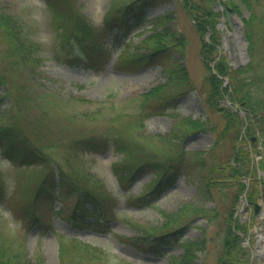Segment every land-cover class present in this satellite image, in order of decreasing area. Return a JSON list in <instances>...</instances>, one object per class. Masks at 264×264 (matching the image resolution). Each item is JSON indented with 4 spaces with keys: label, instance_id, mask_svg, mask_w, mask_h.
Masks as SVG:
<instances>
[{
    "label": "rangeland",
    "instance_id": "1",
    "mask_svg": "<svg viewBox=\"0 0 264 264\" xmlns=\"http://www.w3.org/2000/svg\"><path fill=\"white\" fill-rule=\"evenodd\" d=\"M149 1L125 13L124 27L117 29L122 9L133 0H0V14L9 13L10 23L19 25L40 56L32 59L35 52L29 48L13 51L0 21V76L5 79L0 84V129L14 125L13 143H22L23 130L51 157L49 162L36 158L25 166L4 157L0 141V186L5 189L0 199V246L13 245L24 263L60 264V238L74 237L129 264H225L228 251L234 250L232 221L239 220L246 227L245 241L235 248L239 255L233 264H264V118L230 96L234 74L264 76V39L257 40L256 54L249 57V35L242 24L251 17V9L244 0ZM222 4L234 8L244 38L236 33L226 36L225 47L222 36L230 29ZM109 10H116V17L106 26ZM76 12L104 37L105 51L68 63L66 44L64 56L57 59L54 42L57 33L74 24ZM259 23L264 27V20ZM242 41L244 58L234 64L229 47ZM154 51H159L154 58L137 61L139 65L115 63L117 57ZM227 114L241 118L236 140ZM81 139L91 142L78 143ZM115 140L130 146L131 154L129 147L118 152ZM125 159L133 163L119 179L113 166ZM167 168L171 177L159 185ZM50 171L60 195L51 207L39 198L43 221L27 223L24 203ZM84 189L89 194L79 198L90 206V217L74 225L67 210ZM253 200L263 208L258 215L252 210ZM93 205L104 208L105 220L96 221L101 212ZM167 215L176 217L166 226ZM160 230L179 235L154 245L158 236L151 231ZM138 236H149L148 246L154 250L126 241ZM84 251L71 246L73 256L67 260L107 264L101 255Z\"/></svg>",
    "mask_w": 264,
    "mask_h": 264
},
{
    "label": "trees",
    "instance_id": "2",
    "mask_svg": "<svg viewBox=\"0 0 264 264\" xmlns=\"http://www.w3.org/2000/svg\"><path fill=\"white\" fill-rule=\"evenodd\" d=\"M245 4H247V7L251 9V17L246 19H243V24L244 26L247 27V32L249 35V54L254 58L256 54V45H257V40L264 39V27H258L257 24H260L259 22L261 20H264V1L262 3H259L260 0H244ZM139 3V5L142 4H149V0H136L133 3H130L126 5L124 8L123 14H120L119 16V24L121 25V22L124 21V16L125 13L131 12ZM235 7V6H234ZM236 8V7H235ZM237 9V8H236ZM72 10L69 12L71 13ZM112 10H109L107 17H106V22L105 25L109 26L112 22V20L116 17L115 11L110 14ZM68 12L64 10V13L62 16H66ZM77 13V12H76ZM207 16L210 15V11L206 12ZM260 14V20L257 21L256 17L257 15ZM74 17V24L68 28L67 31L63 33V30L61 33L59 32V35L57 33V37L54 42V57L57 59H60V57L64 56L63 50L65 49V44L67 48V53L69 54L66 59L68 63H73L74 60H78L83 56H86L88 58H92L93 56H101L100 52L103 51L102 47V42H101V34L98 32L95 27L86 21L82 20V18L77 14L73 13ZM9 13H7V16L5 17L2 13L0 14V21L5 24L6 26V34H8V38L11 40L13 43V51H17L19 49H27L29 48L28 52H35V57L32 59L38 60L39 55L37 51L36 44H34L31 40L23 38V36L20 33V27L19 25L14 22L10 23V19L8 18ZM73 20V19H70ZM67 29V28H65ZM64 37H60L63 36ZM151 37V35H149ZM60 37V38H59ZM154 38V37H153ZM163 49L165 46L162 47ZM161 48V50H162ZM76 51L74 54L72 53L73 50ZM159 51H154L151 53H146V54H139L137 56H129L128 58L123 57V58H118L117 59V64L121 67H123L126 63L131 62L133 65H139L136 64L137 61H147L150 58H154L156 55H152L153 53H156ZM11 53L12 50H11ZM74 55V56H73ZM126 58V59H125ZM62 59V61H64ZM61 61V62H62ZM65 62V61H64ZM224 69V68H222ZM255 67L250 68L249 71H254ZM246 74V76L242 79L238 78L237 76L240 74ZM248 72L244 71L239 74H234L235 78L233 79V83L231 88L233 87V93H230L231 98L235 99L237 102L240 101L241 103H245V106L250 109V111H257V114L261 113L260 115L264 118V98H261L260 96L264 95V76H256L254 73H250L251 75H247ZM5 79L0 76V84H4ZM153 89L148 93V95L152 94ZM216 92L219 91V89H215ZM260 97V100L258 99ZM239 98V99H238ZM255 101V103H254ZM16 103V99L14 98V104L11 105V110H14V105ZM229 128L232 130L233 137L236 140L237 135H238V127H239V117L238 115H232V114H227V120ZM224 123V125L226 124ZM195 126L197 125V122H194ZM5 128L8 129L7 132H5V128L0 129V141L2 145V150L1 153L4 155L6 158H9L10 160L13 158L14 160H17L20 163H23L25 166H28L31 163H36L35 160L36 158L40 160H45L46 162H49L51 160V157L39 147V145L32 141L29 136H26L24 134V131L21 130L20 137L22 139V143H13L12 141V132L10 129L14 127V125H6L4 126ZM37 137L39 136V132L36 131L35 134ZM86 141V142H84ZM87 141L91 142L90 140H85L81 139L78 141V143H87ZM116 144L117 150H121V148H125L128 150L129 147V153L132 148L128 145H120L117 140L114 141ZM24 145V146H23ZM42 153V154H39ZM24 154V155H23ZM131 154V153H130ZM182 154V153H181ZM178 153V157L181 155ZM49 159V160H48ZM133 159H125L123 163H114L113 166V171L117 175L119 179L122 178V173L123 171L127 170L130 165H132ZM147 164V162H145ZM141 165H137L139 168ZM230 168L237 174V171L235 170L234 166L230 165ZM50 169V168H49ZM53 170V169H52ZM54 175L53 171L49 172V176H44L43 178L40 179L38 183V191L37 193L33 192L31 199H29L24 206V214L28 216L29 219L33 221H39V210L37 209L43 202L39 198H43L48 205L52 204V201L57 198L60 195L59 192H55L53 190V187L55 186L54 184V178H52ZM167 174L163 173V176L165 177ZM61 178V177H59ZM85 194H89L87 189H84L80 195L75 196L74 198V204H75V209L81 210L82 209V197ZM5 195V189H3L0 186V199L2 200ZM249 195H254L252 192H249ZM97 197L99 200V196H94ZM10 197L7 200L6 204L12 208ZM76 215V212H72L70 216ZM230 215V213H229ZM174 217L176 215H167L165 218L164 223L169 224L174 220ZM187 224V223H186ZM163 226V225H162ZM236 227H239L238 224H236ZM152 233H157L161 241H166L170 239V232L169 230H160L158 232L151 231ZM235 241H233L232 244L236 245L237 244V238L238 236L233 234ZM145 238L146 240L142 242V239ZM148 236H143V237H136V238H131V239H126L130 243L132 242L135 244L137 247L146 249V250H152L148 246L151 241H148ZM226 241V238L225 240ZM227 244H230V241L227 240ZM76 246L79 245L80 248L84 249V253L87 254H97L101 255V258L104 259V261L107 262V264H129L126 263L120 259L114 261V258L112 254H109L106 252L104 249L93 246L90 244H85L81 243L79 241L75 240H69V241H64L61 242L60 246V264H70V261L67 260L68 258L72 257L73 255L71 252H69V249L71 246ZM156 245V244H155ZM231 252V251H230ZM229 252V253H230ZM19 250L16 249L13 245H2L0 246V264H28L27 262L24 263L23 261L19 260ZM72 255V256H71ZM236 255V254H235ZM234 255V256H235ZM230 258L229 260H225V264H233V257ZM95 260H100L96 258H92ZM32 264V263H29Z\"/></svg>",
    "mask_w": 264,
    "mask_h": 264
},
{
    "label": "bare ground",
    "instance_id": "3",
    "mask_svg": "<svg viewBox=\"0 0 264 264\" xmlns=\"http://www.w3.org/2000/svg\"><path fill=\"white\" fill-rule=\"evenodd\" d=\"M226 36H229L231 38L232 37V33L227 31L225 34H224V37ZM227 38L225 39L224 42H226ZM242 40V39H241ZM235 42H237V39L235 40ZM243 43H240V44H237L236 43V46H232L231 49H232V54H230V57H231V62L232 63H235V62H238L240 61L242 58H244V41H242Z\"/></svg>",
    "mask_w": 264,
    "mask_h": 264
},
{
    "label": "water",
    "instance_id": "4",
    "mask_svg": "<svg viewBox=\"0 0 264 264\" xmlns=\"http://www.w3.org/2000/svg\"><path fill=\"white\" fill-rule=\"evenodd\" d=\"M232 16H233V12H232V10H231V9H228V11H226V20H227V22H228V26H229V28L234 29V27H235L236 25H235V23H234V21H233ZM255 208H256L255 211H257V210H258V205H256Z\"/></svg>",
    "mask_w": 264,
    "mask_h": 264
}]
</instances>
